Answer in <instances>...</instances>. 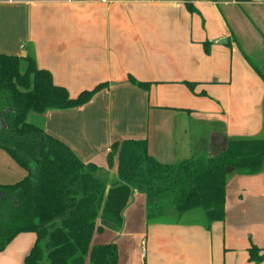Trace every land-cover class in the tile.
<instances>
[{
    "label": "crops",
    "instance_id": "1",
    "mask_svg": "<svg viewBox=\"0 0 264 264\" xmlns=\"http://www.w3.org/2000/svg\"><path fill=\"white\" fill-rule=\"evenodd\" d=\"M263 5L264 0H0V53L32 55L37 67L49 70L54 83L67 88L71 97L108 83L83 106L45 112L43 126L80 160L96 164L113 178L116 162L108 168L106 156L115 140L146 138L154 158L174 163L212 154L229 136L261 133L247 129V112L233 109V102H223L219 115L211 109L213 102L199 106L190 99L201 90L198 99L203 100L207 93L201 86L219 82L214 77L220 48L215 42L234 36L225 12L232 16L239 6ZM128 75L151 82L149 88L130 83ZM185 81L194 82L192 90ZM199 110L218 117L199 129L195 124L200 122ZM9 161L14 163L0 148V166ZM247 180L257 183L256 192L264 196V170ZM228 188L226 184V194ZM237 196L243 201V194ZM145 201L144 194L134 192L120 229L95 231L91 244L115 242L117 264H216L219 249L224 264H255L247 250L254 244L261 249L264 264V200L252 210L249 205L239 208L240 201H235L232 216L225 202V219L210 226L197 209L148 219ZM254 209L261 213L256 225L262 228L240 227L243 217L258 214ZM216 223H222L217 246L211 235ZM229 223L236 230H230ZM206 228H211L208 234ZM34 241L33 232L17 234L0 251V264H23Z\"/></svg>",
    "mask_w": 264,
    "mask_h": 264
},
{
    "label": "trees",
    "instance_id": "2",
    "mask_svg": "<svg viewBox=\"0 0 264 264\" xmlns=\"http://www.w3.org/2000/svg\"><path fill=\"white\" fill-rule=\"evenodd\" d=\"M186 6L193 11L189 2ZM246 59L264 81L259 65ZM128 81L142 89L151 83L131 75ZM184 83L193 89L194 82ZM107 87L102 82L71 97L32 55L0 53V148L26 171L16 183H0V251L17 234L33 232L35 241L23 264H117L115 242L93 245L91 239L106 227L120 229L134 192L145 195L148 219L202 209L210 226L225 219L227 175L264 170V138L227 140L214 155L174 163L154 158L146 138H125L109 147L107 165L116 162L117 171L108 183L100 167L80 160L43 126L45 112L83 106ZM4 109L7 126L2 128ZM29 113L38 115V123L27 120ZM247 250L250 261L262 262L259 247L251 244Z\"/></svg>",
    "mask_w": 264,
    "mask_h": 264
},
{
    "label": "rangeland",
    "instance_id": "3",
    "mask_svg": "<svg viewBox=\"0 0 264 264\" xmlns=\"http://www.w3.org/2000/svg\"><path fill=\"white\" fill-rule=\"evenodd\" d=\"M252 1L257 2L258 0ZM256 6L258 5H254V7ZM259 7L260 9H249L246 6H239L237 10L233 12L232 16L225 12L227 18L230 19L228 23L230 29L234 33V36L230 40L229 37H226L223 38L220 43L215 42V44L220 47L219 51L216 52L219 61L216 60L218 69L214 75L215 78L218 77L219 82L206 83L205 85L201 86V89L207 93V95L203 94L206 96L203 100L198 99V97L202 96L201 90L196 92L197 94L193 93L190 99V102L198 103L199 106L207 105L209 107L211 104L209 102H213L211 109L216 110L219 115L220 112H223V108L221 106L223 102H233V109L247 112L246 116L250 121L247 125V129H257L259 132L261 131L260 134L256 133L252 136L243 135L240 137L238 135H232L229 136L230 140L249 137L264 138V81L246 59V57L249 56L250 59L259 65L260 70L264 73V5ZM215 29L217 30V26H215ZM209 45L212 46L211 44ZM229 78L232 79V83H229ZM208 79L211 80L212 78L208 77ZM217 117L218 116H216L213 112L205 113L204 111L199 110L198 119L200 122L195 124L199 129L205 128V123L209 124L210 121H213ZM27 120L29 122L38 123L39 117L35 113H29ZM232 120H234V118ZM191 124L192 123H190V127ZM192 126L194 125L192 124ZM226 141L223 142L220 147L215 148L211 155H214L223 149ZM105 174L106 175H103L102 173L101 176L108 183L115 180L116 176L112 178L110 172H106ZM25 175L26 171L17 165L15 161L14 163L9 161L7 164H2V166H0V182L4 184L16 183L25 177ZM250 176L237 173H229L227 175V184L229 188L226 194V202L228 204V213L230 216H232V213L230 212L233 209V206L237 204L235 201H240V196H237V194H243V201H240L239 208L241 205H249L251 206L252 210L254 204L259 203V200H264V196L262 195V197L261 194L256 192V190H258V188L255 186L257 183H252L251 181L247 180L248 178H252L255 175H252L251 177ZM241 179L245 180V183L240 184L238 181ZM245 189L250 190V192H246ZM197 210L203 212L202 209ZM253 211H255V209ZM255 212L258 213L259 211ZM197 215L202 217V214L199 212ZM259 218L262 219L261 213H258L257 215L253 213L251 218L243 217L241 220H239V226L242 228L256 226V228L260 229L262 228L261 224L256 225ZM252 219H255V221L250 223ZM214 227H216L217 230H213L211 235L215 238L216 241H213V243H215L217 246L219 245L218 236L220 229H222V223H216ZM228 227L230 230H236L235 228L237 226L235 224L229 223ZM206 230L208 234V231H211V228H206ZM235 237H238V235ZM222 239L223 234L221 232V243L223 244ZM205 245L207 246L206 250H208L207 242ZM209 255L210 253L208 251L207 258H209ZM231 257L232 256L229 255L230 259ZM224 258L225 257L220 249L216 251V264H224Z\"/></svg>",
    "mask_w": 264,
    "mask_h": 264
},
{
    "label": "water",
    "instance_id": "4",
    "mask_svg": "<svg viewBox=\"0 0 264 264\" xmlns=\"http://www.w3.org/2000/svg\"><path fill=\"white\" fill-rule=\"evenodd\" d=\"M6 111H7V109L4 110V112H3L2 116H1V122H2L1 127H2V128L7 126V124H6V120H5V117H4ZM227 170L229 171V169H227Z\"/></svg>",
    "mask_w": 264,
    "mask_h": 264
}]
</instances>
